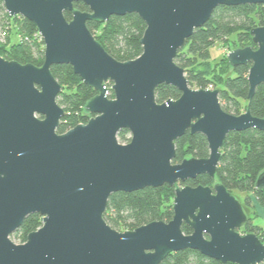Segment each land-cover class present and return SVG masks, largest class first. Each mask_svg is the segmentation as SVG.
Segmentation results:
<instances>
[{
	"label": "water",
	"instance_id": "95a60500",
	"mask_svg": "<svg viewBox=\"0 0 264 264\" xmlns=\"http://www.w3.org/2000/svg\"><path fill=\"white\" fill-rule=\"evenodd\" d=\"M10 16L32 21L44 41L36 66L0 55V264H160L169 254L197 250L224 264H261L264 242L239 230L249 217L241 200L221 182L178 186L169 222L153 221L118 231L104 218L117 192L170 186L207 174L215 179L230 132L264 130L250 109L264 83V26L251 30L252 46L227 54L231 66L251 64L248 107L226 112L218 88L191 87L176 57L195 29L221 5L264 0H3ZM83 2L89 11L75 7ZM65 12H71L68 20ZM136 13L146 24L142 54L113 57L88 21ZM69 64L97 95L85 105L93 116L64 133L58 97L62 84L53 65ZM108 83H112L111 88ZM176 87L181 96L159 103L156 89ZM113 90L114 97H109ZM126 129L130 141L118 134ZM188 131L208 141L207 158L174 163L176 140ZM264 189V171L255 184ZM42 225L26 242L12 240L32 214ZM192 229L186 234L183 225Z\"/></svg>",
	"mask_w": 264,
	"mask_h": 264
},
{
	"label": "trees",
	"instance_id": "16d2710c",
	"mask_svg": "<svg viewBox=\"0 0 264 264\" xmlns=\"http://www.w3.org/2000/svg\"><path fill=\"white\" fill-rule=\"evenodd\" d=\"M75 7L89 11V7L83 2L75 3ZM65 16L70 20L72 13L65 12ZM12 24L15 26L11 27ZM9 25L6 43L0 42V55L22 64L42 66L45 45L36 25L23 16H10L4 1L0 0V27L4 29ZM87 25L96 39L116 59L128 61L142 54L141 39L146 24L136 13L114 15L106 22L88 21ZM258 26H264V4L221 5L204 26L195 29L176 57L178 65L185 69L191 87L218 88L223 109L233 115H240L248 107V74L251 64L233 67L227 53L219 59L214 56L213 50L220 41L228 44L230 50L247 46L256 48L251 30ZM13 33L20 34V38L14 39ZM51 71L63 86L58 102L65 109V115L58 132L64 133L81 122H88L92 114L85 111V105L97 95V91L86 85L69 64L53 65ZM180 96L181 92L172 85L162 84L156 89L159 103L170 98L178 99ZM109 97H114L111 89ZM250 109L254 116L264 118V83L257 87ZM118 138L121 142H129V131L121 130ZM176 151L174 163L186 158H207L210 155L207 138L201 133L192 134L190 131L176 140ZM221 153L215 179L204 174L174 186L164 184L134 192L114 193L109 198L105 220L118 231L133 230L153 221L169 222L174 216L175 190L186 184L212 186L221 182L235 196L238 192L245 193L243 198L237 196L245 209L255 207L254 201L264 208V189L255 187L258 176L264 171V130L230 132ZM41 218L37 213L30 215L12 236L20 235L21 241L26 242L28 234L41 227ZM183 230L186 234L192 233V229L186 224L183 225ZM239 231L243 234L254 232L264 242V226L255 224L252 218ZM160 264L224 263L197 250L186 249L169 254Z\"/></svg>",
	"mask_w": 264,
	"mask_h": 264
},
{
	"label": "rangeland",
	"instance_id": "374dc122",
	"mask_svg": "<svg viewBox=\"0 0 264 264\" xmlns=\"http://www.w3.org/2000/svg\"><path fill=\"white\" fill-rule=\"evenodd\" d=\"M14 26H15L14 24L11 25V27H14ZM8 27H10V25L7 26L4 29H2V27H0V42H2V43H6V41H7V38H6L7 36H3L2 35L3 34L2 32L4 30H7V35H9V32L10 31H9ZM13 35H14V39L20 38V34H17L16 35L15 33H13ZM230 51H232V50H230V46L228 44L220 41V42H218V44L214 48L213 54H214L215 57H218L220 59L226 53L228 54ZM108 84H109L108 87L111 88L112 83H108ZM81 123H83V122H81ZM119 141H120V139H119ZM121 143H124L125 144V143H128V142H121ZM236 195L239 196L240 198H243L245 196V193L238 192V193H236ZM253 204H255V207L251 208L250 210L245 209L246 212H247V214H248V217H249V219L252 218L253 219V222L255 224L264 226V208H261L256 201H254ZM11 238L17 244L24 243V242L21 241L20 235L19 236H12Z\"/></svg>",
	"mask_w": 264,
	"mask_h": 264
},
{
	"label": "built area",
	"instance_id": "2783aa9c",
	"mask_svg": "<svg viewBox=\"0 0 264 264\" xmlns=\"http://www.w3.org/2000/svg\"><path fill=\"white\" fill-rule=\"evenodd\" d=\"M2 33H3V34H2L3 36H6V35H7V32H6V31H3ZM39 36H40V34H39ZM40 37H41V36H40ZM41 39H42V38H41ZM42 40H43V39H42Z\"/></svg>",
	"mask_w": 264,
	"mask_h": 264
},
{
	"label": "flooded vegetation",
	"instance_id": "af4514ba",
	"mask_svg": "<svg viewBox=\"0 0 264 264\" xmlns=\"http://www.w3.org/2000/svg\"><path fill=\"white\" fill-rule=\"evenodd\" d=\"M7 11V10H6Z\"/></svg>",
	"mask_w": 264,
	"mask_h": 264
}]
</instances>
